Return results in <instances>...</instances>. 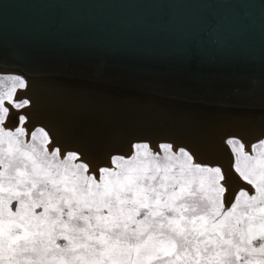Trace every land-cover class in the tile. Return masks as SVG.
Returning <instances> with one entry per match:
<instances>
[{
	"label": "snow or ice",
	"instance_id": "obj_1",
	"mask_svg": "<svg viewBox=\"0 0 264 264\" xmlns=\"http://www.w3.org/2000/svg\"><path fill=\"white\" fill-rule=\"evenodd\" d=\"M25 88L0 76V264H264V139L250 152L227 140L250 188L226 204L221 167L171 143L137 142L92 167L25 127ZM6 105L19 113L12 129Z\"/></svg>",
	"mask_w": 264,
	"mask_h": 264
},
{
	"label": "bare ground",
	"instance_id": "obj_2",
	"mask_svg": "<svg viewBox=\"0 0 264 264\" xmlns=\"http://www.w3.org/2000/svg\"><path fill=\"white\" fill-rule=\"evenodd\" d=\"M0 53L20 61L21 71L30 80L22 76L35 110L71 144L77 145L63 133L106 131L98 124L93 128L99 129L93 130L58 119L46 87L74 89L80 99L91 102L96 95L106 109L112 103L123 111H139L147 122L157 116L155 126L163 128V115L171 119L234 117V121L211 123V118V124H189L194 127L189 131H185L187 125H173L169 130L180 133H166L179 138L198 134L190 147L216 149L229 170L232 161L222 142L232 135H220L222 131L249 130L241 134L251 138L264 132V90H248L264 86V0H0ZM138 54H142L140 61ZM58 58L83 64L50 61ZM134 69L142 81L133 79ZM220 69L224 77L217 75ZM98 71L105 72L104 77ZM252 78L260 80L255 84ZM113 123L108 138L118 141L110 144L104 139L109 150L130 138H146L138 132L124 137V129L134 131L138 124ZM202 134H215L217 139L202 140L207 137Z\"/></svg>",
	"mask_w": 264,
	"mask_h": 264
},
{
	"label": "rangeland",
	"instance_id": "obj_3",
	"mask_svg": "<svg viewBox=\"0 0 264 264\" xmlns=\"http://www.w3.org/2000/svg\"><path fill=\"white\" fill-rule=\"evenodd\" d=\"M7 75H13V76L21 77L20 75L13 74V73H0V76H7ZM21 78H23V77H21ZM25 82H26V88L25 89H18L17 93H16V99L17 100L28 99L30 101V105L29 106L19 110V113H23V114H25L28 117V121H27L25 127L31 129V128H34L36 126H41V127L45 126L47 128V129L46 128L45 129L49 132V134L52 137L53 141L55 143H57L58 145H60L63 149H67L69 147L68 145L71 144V143L69 142V140H66L61 135H58L57 133H55L51 129V127L46 124L47 120L43 119L40 116V114L38 113V111L35 110L33 102L31 101V99L28 97V94H27L29 85H28L26 80H25ZM45 91H46V93L48 92L47 94L50 97L49 100L51 102V106H52L53 111L57 113L58 119H60L61 121L66 122V123L67 122L68 123H72V125H74L75 127H79V125H80V127H84L85 126V127H88L89 129H93V130L94 129H99V128H93V126L98 124V125L101 126L102 130L106 131V132H100L99 131L100 134L93 133V132H91V133H89V132H86V133L78 132L77 134H75V133H73V134L72 133H67V134L63 133L65 136L70 137L73 141H75V143L77 145H81L82 148L85 149L86 152L90 153V156L81 154V158L86 160V161H88V162H90L91 166L94 167V168L102 167V166H110V158L113 155H122V156H125L127 158L128 156H130L134 152V149L132 147L133 145L131 146V148H128V149H126V150H124L122 152L112 153V152L109 151V149H108V145L109 144L107 145V143L104 142V139L107 138V140H105V141H108V143H112L114 141H118V139H114V141H112V140H110L108 138V137H110V131H109L110 130V123L114 124L113 122H115V124L120 123L119 125H121V126H128L127 123L131 122V123H134L135 125L138 124L136 127H139V126L143 125V123H145V124L151 123L152 125H158L159 119L157 118V116H154L155 119L153 118L154 120L152 122L151 121L147 122V121L143 120V119H146V118H145V116L140 115L139 111H135V110L133 112H132V110L131 111H123V110H121V108H118L117 105H113L112 103L108 104V107L106 109V107L102 106L103 103L100 101L99 97L96 96V95L93 98V100H92L93 103H92L89 99H87V100L80 99L79 95L77 94V92L76 93L73 92L74 89H72L70 91L67 90L68 92H65L66 89H65V91H56L55 89H53L52 87L49 86V87H46ZM49 93L51 94V96H50ZM53 94H55V95H53ZM59 98H61V99H59ZM52 103H53V105H52ZM57 104H58V106H57ZM79 104H80V106H79ZM6 106H8L10 108V116H9V119L5 123V127L12 129V128L16 127V125H17V122H18L17 121V116H18L19 113L15 109H11L10 105H6ZM109 107L110 108L112 107V109H110ZM70 108H76L77 111L75 112L73 110H70ZM78 108L80 109V111H79ZM108 108L110 110H108ZM88 109H89V111H88ZM71 114H72V116H71ZM167 116L168 115H163L164 118H162L160 120V124L162 125V123H163V126L166 127V128H164L163 130H160V131H162V132L165 131L164 132L165 134L166 133L167 134L168 133H171V134H179L180 133V132H174L171 129L169 130V128H174L173 125H176L179 128V127H185L186 125L189 127V124H196V123H207V124L209 123V124H211V123H215L217 121H224V120L225 121L226 120L234 121V119H233L234 117L233 118H227V116L222 118V120L215 119V117L213 118L211 115H206L205 118L204 117H198L199 120H196L198 118L186 119L185 115L173 116L172 119H171V117L169 118ZM190 117H193V116H190ZM156 118H157L158 121L156 120ZM163 119H165V120H163ZM175 119H178V120H175ZM210 119L213 122H211ZM112 120H113V122H110ZM123 120L124 121L126 120V121L124 122ZM204 120H205V122H204ZM106 128L108 129V131L106 130ZM113 128H114V126L111 129H113ZM190 128H192V129H190ZM115 129H117V130H115ZM115 129H114L115 131H118V130L121 131L120 128L119 129L115 128ZM128 129H130V128H128ZM188 129L189 130H193L194 127L186 128L185 131H189ZM76 130H78V129H76ZM123 131H127L125 133V135H124L125 138L128 137V135H126V134L139 132V131H135V130L134 131H132V130L128 131L127 129L126 130L124 129ZM185 131H183V132H185ZM87 134H91V135H87ZM102 134H107L108 136L105 135L107 137H103V136L101 137ZM195 135H198V134H195ZM241 135H242V138L240 136H236V135L227 136L225 139L223 138L224 140H223L222 143L225 145V148L228 149L227 153H228L229 158H230L229 161L230 160L232 161V163L230 164V170H229L228 167H226L223 164L224 160L221 159L220 154H219L220 152H217L216 149H202L199 146H197V148L192 147V149H189L187 146L176 145V144H173L171 142H159V143H156V144L149 143V145H150V148L153 151H159V149H158V145L159 144H161V143H171L173 145V150L174 151L176 149L180 148V147H183L186 150H188L194 156L195 162H198V163H201V164L207 165V166H219V167H221V169H222V171H223V173L225 175V180L222 181V183L228 189V192L226 193V197H225L226 204H228V203L231 202L232 197L235 195V193H237L239 191V189L241 187L250 188V186L246 185V183L239 178L238 174H236L234 172V168H233L234 156L231 153V146L227 144V140L230 139V138L238 139L240 142H242L245 145V150L250 152L251 151V145L257 143L261 139H264V136H260L258 138H251V137L246 138L245 135H243V134H241ZM196 137H198V136H196ZM212 137L217 139V136L215 134H211L210 136L202 138V140L203 139H208V138L209 139H213ZM102 143H103V145H102ZM86 145H88V146H86ZM87 148H91V149H87ZM107 158H108V160H107ZM225 171L228 172V173H226ZM58 243H64V241H58Z\"/></svg>",
	"mask_w": 264,
	"mask_h": 264
},
{
	"label": "water",
	"instance_id": "obj_4",
	"mask_svg": "<svg viewBox=\"0 0 264 264\" xmlns=\"http://www.w3.org/2000/svg\"><path fill=\"white\" fill-rule=\"evenodd\" d=\"M141 56H142V54H138V61H140ZM147 56H148L147 54H143V57L144 58H146ZM8 58H9V56H8ZM8 58L5 57V56H0V63L3 64L2 66H0V73H13V74L20 75L21 77L24 76V78H26V80L30 83V80L24 75V73L21 71L22 70L21 67L18 65L20 61L13 62V61H10V59H8ZM12 58H15V57H12ZM32 60H34V59H32ZM50 61L51 62H62V63H65L66 62V63H68L67 65L73 64L71 66H77L75 64H83V63H76V62L71 63L67 59L64 60V59H59V58L57 60H53L52 59ZM35 64H39V62H35ZM8 67H10V69H2V68H8ZM77 67H82V66H77ZM96 73H97V75H99L98 73H100V75L103 76V74L105 72L98 71ZM134 74L136 75V77H133V79L135 81H142L143 80L139 76L138 71L135 70V69H134ZM217 75H219L220 77H224V73H223V71L221 69L219 71H217ZM110 76L114 77L115 75L114 74H111ZM172 78L175 79L174 77H172ZM259 80L260 79L252 78L251 81L253 83L257 84V82ZM248 90H250V91H260V90H264V86L255 85L254 87H251ZM227 124H230V123H227ZM43 127L46 128L45 126H43ZM151 127L152 128H155L156 127L158 129H155L156 131H150V130H148ZM155 127H153L152 124L149 123V124H147V125H145V126H143L141 128L138 127L140 129H138V128L137 129H134V130H141L138 133H141L142 135L146 136V138H136V139L130 138L129 140H125L127 142H125L123 144H120V145L111 147L109 151L112 152V153L122 152V151L130 148L133 144H135L137 142H147V143H151V144H156V143H159V142H171L173 144L187 146L189 149H192L190 146L192 145L193 142L190 141V140L191 139H197V138H199V137H196V135L189 136V137H180V138L177 137V136H169V135L165 134L164 132L160 131V130L164 129L162 126H155ZM131 130H133V129H131ZM241 130H231V129H227V130L222 131V133L220 135L227 134V135L242 136L241 133H243V132L244 133H250L249 130L248 131H241ZM260 134L261 135H259L258 137L264 136V132H262ZM201 136H210V135L202 134ZM137 137H142V136H139L138 135ZM249 137L250 136H248V135L246 136V138H249ZM258 137H255V138H258ZM154 142H156V143H154ZM110 144H115V143H110ZM68 146H69V148H67V150H75V151L79 152L82 155H88V156H90V153L86 152L85 149L82 148V146H78V145H75V144H69ZM88 149H90V148H88Z\"/></svg>",
	"mask_w": 264,
	"mask_h": 264
}]
</instances>
